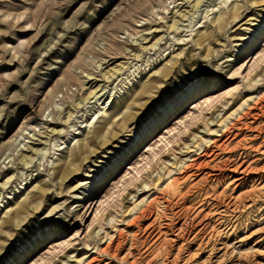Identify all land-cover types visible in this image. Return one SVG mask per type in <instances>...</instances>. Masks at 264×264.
<instances>
[{
    "label": "rangeland",
    "instance_id": "rangeland-1",
    "mask_svg": "<svg viewBox=\"0 0 264 264\" xmlns=\"http://www.w3.org/2000/svg\"><path fill=\"white\" fill-rule=\"evenodd\" d=\"M263 168L264 0H0V264H264Z\"/></svg>",
    "mask_w": 264,
    "mask_h": 264
},
{
    "label": "bare ground",
    "instance_id": "bare-ground-1",
    "mask_svg": "<svg viewBox=\"0 0 264 264\" xmlns=\"http://www.w3.org/2000/svg\"><path fill=\"white\" fill-rule=\"evenodd\" d=\"M250 113L251 112H249V111H247V113L244 112L243 116L248 117V116H250ZM237 124H242V122L240 120H238ZM232 128H234V127H232ZM205 155H207V152L205 153ZM214 155H215V151L212 152L211 156H214ZM202 166L203 165L199 160L194 165H190V168L194 167L195 169L199 170L202 168ZM258 170H261V169L257 168V167L252 168V165L242 166V167L240 165H236L234 167L233 171L235 173H238V174H235L236 177L232 176V178L234 177L235 181L240 182V185H242L244 182L248 181V176L251 173L257 172ZM262 170H264V168ZM257 182H261V183L264 182L263 174H258L256 183ZM171 188H173V187H171ZM174 188H175V186H174ZM255 188H258V186L252 187V189L247 190L246 192L235 197L234 199H232L231 201L228 202L226 207H228V209H233V211H238L244 205L243 201L246 200L248 197H250L255 192V190H253ZM21 210H24L23 207L21 208ZM208 218H209V214H206L205 212L200 210L197 212L196 216L190 220V224H191L192 228L193 229L196 228V230L194 232L195 238H200L201 243L206 239H210L212 236H214V234L216 232V228H214L213 225L209 223ZM190 233H191V229L188 226L183 225L182 227H180L177 230V232L175 234L176 238L173 239L172 244L179 242L180 240L184 239L185 237H190L192 235V233L191 234ZM116 246H118V244ZM225 247H226V245H225ZM100 255L110 256L111 255V244L108 245L106 248H104L101 251ZM228 256H230V253L225 251L223 256L220 258L219 263L222 262L223 260L227 259Z\"/></svg>",
    "mask_w": 264,
    "mask_h": 264
}]
</instances>
